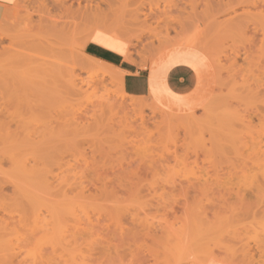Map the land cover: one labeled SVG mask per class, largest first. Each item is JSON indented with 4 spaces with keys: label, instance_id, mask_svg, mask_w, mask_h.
Instances as JSON below:
<instances>
[{
    "label": "rangeland",
    "instance_id": "rangeland-1",
    "mask_svg": "<svg viewBox=\"0 0 264 264\" xmlns=\"http://www.w3.org/2000/svg\"><path fill=\"white\" fill-rule=\"evenodd\" d=\"M17 5L0 28V264H206L213 251L233 255L230 264H264V0ZM90 42L140 66L186 57L197 63L206 93L216 77L213 94L193 115L167 113L127 95L118 68L86 54ZM38 46L53 51L40 54ZM86 59L100 63L94 84L82 69ZM43 61L56 65L58 80L44 78ZM102 103L112 106L102 112ZM120 104L127 117L143 111L145 119H121ZM54 128L58 160L44 166L31 142ZM121 167L125 178L138 175L124 189L116 180ZM38 169H54L50 183L32 178Z\"/></svg>",
    "mask_w": 264,
    "mask_h": 264
},
{
    "label": "crops",
    "instance_id": "crops-1",
    "mask_svg": "<svg viewBox=\"0 0 264 264\" xmlns=\"http://www.w3.org/2000/svg\"><path fill=\"white\" fill-rule=\"evenodd\" d=\"M17 1L0 0V23L8 8H12ZM129 50L128 47V53ZM85 52L118 68V72L122 75V87L127 95L135 98H148L167 113L184 115L196 113L213 94L216 77L213 78L209 93H206L202 73L198 66L189 59L178 58L181 60L179 61L173 58L165 61L157 57L146 66H140L133 61L125 60L120 53L96 42L88 43Z\"/></svg>",
    "mask_w": 264,
    "mask_h": 264
},
{
    "label": "bare ground",
    "instance_id": "bare-ground-1",
    "mask_svg": "<svg viewBox=\"0 0 264 264\" xmlns=\"http://www.w3.org/2000/svg\"><path fill=\"white\" fill-rule=\"evenodd\" d=\"M20 0H18L17 2H16V4L11 8H8V10L6 11V13H5V17L3 18V20H2V22L0 23V28H1V26L3 25V23L8 19V18H13V17H15L16 16V11L18 10V9H16L15 10V6L17 5V3L19 2ZM93 1V0H92ZM80 2V1H79ZM101 2V1H100ZM144 3V2H143ZM142 3V4H143ZM78 4V3H77ZM82 4V3H81ZM92 4V3H91ZM141 4V5H142ZM73 5V4H72ZM95 5V4H94ZM149 5V4H148ZM152 5V4H151ZM262 5V4H261ZM100 6V5H99ZM17 7H19L18 5H17ZM86 7L88 8V6L86 5ZM140 7V6H139ZM151 8H153V6H150ZM262 7H264V6H262ZM20 8V7H19ZM70 8H71V6H70ZM150 8V9H151ZM73 9V8H72ZM72 9L70 10V13H71V11H72ZM98 9V8H97ZM83 10V9H82ZM86 10H88V9H86ZM93 10V9H92ZM153 10V9H152ZM19 11V10H18ZM98 11V10H97ZM74 12V11H73ZM92 12V11H91ZM245 12V11H244ZM79 13V12H78ZM99 13H101V12H99ZM1 14V13H0ZM141 14V13H140ZM146 15H147V13H145ZM145 14H143V15H145ZM151 14V13H150ZM246 14V13H245ZM247 14H249V12L247 13ZM98 15H100V14H98ZM157 15V14H156ZM249 15H251V13L249 14ZM249 15H247L246 17L248 18V16ZM69 16V15H68ZM73 16V15H72ZM150 16V15H149ZM242 15H238V19H239V17H241ZM103 17V16H102ZM145 17V16H144ZM153 17H155V16H153ZM237 17V16H236ZM250 17V16H249ZM68 18H70V17H68ZM72 18V17H71ZM81 18V17H80ZM83 18V17H82ZM95 18V17H94ZM149 18H151V17H149ZM161 18V17H160ZM171 18V17H170ZM96 19H98V17H96ZM138 19V18H137ZM233 19L235 20V18H232V21H233ZM245 19V18H244ZM153 20V19H152ZM167 20V19H166ZM237 20V19H236ZM241 22V21H240ZM53 23V22H52ZM53 24H55V23H53ZM245 24V23H244ZM242 25V24H241ZM264 28V27H263ZM27 29V28H26ZM148 29V28H147ZM169 29H171V28H169ZM168 30V29H167ZM255 30V29H254ZM170 31V30H169ZM264 31V30H263ZM168 32V31H167ZM92 40V39H91ZM170 49V48H169ZM179 50V49H178ZM37 51L40 53V54H48V53H51L52 51H53V48H51L50 46L49 47H47V48H45L44 46H38V49H37ZM188 51V50H187ZM46 54V55H47ZM179 54V53H178ZM180 54H182V53H180ZM30 56H34V55H30ZM159 57V56H158ZM182 56H179L178 58H181ZM87 58H88V56H87ZM168 58V57H167ZM174 58V57H173ZM177 58V59H178ZM185 59H186V57H184ZM92 59V58H91ZM166 59V58H165ZM176 59V60H177ZM188 59V58H187ZM186 59V60H187ZM198 59V58H197ZM31 60H33V58H30V61ZM37 60V59H36ZM169 60V59H168ZM179 60V59H178ZM94 60H90V59H86V60H84V61H82V63H81V65L82 66H84V68H82V69H84V70H86V72L89 74V81H88V85L89 84H94V83H96V78L98 77V76H96L94 73H92L93 72V70L98 66V64H100V63H97V62H93ZM97 61V60H96ZM179 61H181V60H179ZM185 61V60H184ZM44 63H41L40 64V67H41V69L43 68V73H44V78L46 79V77H48V78H52L53 76H55L56 77V79L58 80V76H56L57 74H55V71H53V69H51V68H54V67H56V65H54L53 63H50V62H48V61H43ZM173 64V63H172ZM197 64V63H196ZM107 65V64H106ZM86 66V67H85ZM102 67V66H101ZM86 68V69H85ZM99 68V67H98ZM107 68V67H106ZM158 70V69H157ZM99 71V70H98ZM105 71V70H104ZM176 71V70H175ZM52 72L55 74H52ZM162 72V71H161ZM96 73H98V72H96ZM160 75V74H159ZM120 76V75H119ZM55 77H53V79H55ZM176 77V76H175ZM117 78V77H116ZM55 79V80H56ZM121 79H122V77H121ZM124 79V78H123ZM153 80V79H152ZM48 81V80H47ZM53 81V80H52ZM51 81V82H52ZM102 81V80H101ZM203 81V80H202ZM74 82V81H73ZM118 82H121L119 79H118ZM57 83V82H56ZM202 83V82H201ZM75 84V83H74ZM122 84V83H121ZM157 84V83H156ZM184 84V83H183ZM121 87H122V85H121ZM182 88V87H181ZM138 89V88H137ZM79 91V90H78ZM137 91V90H136ZM163 91V90H162ZM55 93H59L60 91H57V88H55V91H54ZM76 96L77 95H79V94H76V93H74ZM139 94V93H138ZM74 95V96H75ZM264 97V96H263ZM263 99V102H264V98H262ZM185 101V100H184ZM194 102V101H193ZM185 104H186V102H184ZM191 103H192V101H191ZM93 104V103H92ZM106 104H107V107H108V105H110V106H112V104L110 103V104H108V103H105V105H103V103L101 104L102 105V107H101V105H100V107L99 106H97V105H94V106H97L98 108H99V110L100 111H102V110H104V109H106L107 107H106ZM190 105V104H189ZM193 105H195V104H193ZM94 106H91V107H94ZM103 106H104V108H103ZM188 106V105H187ZM106 107V108H105ZM119 107L125 112V114L124 115H122L121 116V119H128V118H130V119H134V118H136V117H139L140 119H145L144 118V115H143V111H140L139 113H136V115H135V117H127V113H128V108L127 107H125L124 106V104H120L119 105ZM118 107V108H119ZM185 107H186V105H185ZM189 107V106H188ZM96 108V107H95ZM94 108V110H93V112H95V109ZM102 110H101V109ZM108 108H111V107H108ZM93 109V108H92ZM112 109H114V108H112ZM86 110H88V109H86ZM111 110V109H110ZM119 110V109H118ZM191 110V109H190ZM84 111V110H83ZM112 111H117V110H112ZM121 111V110H120ZM127 111V112H126ZM86 111H84V113H85ZM103 112V111H102ZM101 112V113H102ZM54 113H55V115H58V114H60V112H58L57 110H55L54 111ZM83 113V112H82ZM90 113V112H89ZM105 113H106V111H105ZM108 113V112H107ZM113 113V112H112ZM111 113V114H112ZM94 115L96 114V112L95 113H93ZM92 114V115H93ZM193 114H195V113H189V115H193ZM90 115V114H89ZM89 115H88V118H89ZM119 115V114H118ZM117 115V116H118ZM79 115H77V116H75L73 119H85V117H83L84 115H80L79 117H78ZM96 116V115H95ZM102 116H105L104 115V113H103V115ZM109 117L111 116V115H108ZM125 116V117H124ZM112 118H114V116H112L111 118H109V119H112ZM116 118V117H115ZM114 118V119H115ZM108 119V118H107ZM194 123H196V121H189V122H187V124L188 125H191V124H194ZM75 126H76V129H78L79 127H80V125H78V124H74ZM142 126H143V128L141 129V131H145L146 129H147V127L145 126V121L143 120L142 121ZM63 128H65V127H63ZM74 129H75V127H74ZM73 129V130H74ZM75 129V130H76ZM77 132V131H76ZM135 132V131H134ZM71 132H69V134H70ZM72 133H73V135H74V131H72ZM76 134V133H75ZM68 135V134H67ZM49 136V134H44L43 136H42V139L37 143V142H31L33 145H36V144H39V147H38V149L36 150L37 151V153L39 154V162L41 163V161L43 162V165L45 166L46 165V162H47V160L46 159H48V160H50V159H57L58 160V152H59V148L58 147H60V145L58 146V142H60V140H59V138H60V129L59 128H54L53 130H52V132L50 133V137H48ZM73 137H76V135H74V136H72V139H73ZM48 138V139H47ZM71 138V137H70ZM35 140V139H34ZM74 140H75V138H74ZM90 143V142H89ZM90 147H92V146H90ZM197 154V153H196ZM195 155V154H194ZM63 157V156H62ZM198 157H199V155H198ZM64 159V158H63ZM46 160V161H45ZM52 160H51V163H53L52 162ZM57 160H54V161H56V163H59ZM38 161H37V159L35 160V164H37L38 163ZM133 162V161H132ZM131 162V163H132ZM45 163V164H44ZM48 163H50V162H48ZM131 165V164H130ZM130 165H129V167H130ZM139 165V164H138ZM103 166V165H102ZM121 166V165H120ZM149 166V165H148ZM46 167H48V166H46ZM89 167V166H88ZM88 167H86L87 168V170L89 169ZM129 167H127L128 169H129ZM140 167V166H139ZM49 168V167H48ZM48 168H46L47 170H50V169H48ZM58 168H60V167H58ZM57 168V169H58ZM81 169H82V167H80ZM46 169L44 170V169H38L37 171L35 170V173L33 174V176H32V178L33 179H36V180H43V182L46 180V181H49V183L51 182L50 180H49V178H48V175H50V174H53V172L52 171H54V169L52 170V171H46ZM124 169L125 168H123L122 169V167H121V169L119 170V173L122 171V172H124V173H120L121 175H117V176H124L123 178L122 177H118V179L116 178V180H117V183H118V185H119V187H121V188H125L126 187V185H124V182H125V180H126V183H127V181L129 180H131V179H133V177H136V176H138L137 175V170L135 171V172H127L128 173V175H129V178L130 179H128V176H127V178H125L126 177V175H125V171H126V169H125V171H124ZM131 169V168H130ZM136 169H138V168H136ZM135 170V169H134ZM144 170V169H143ZM116 171H118V170H116ZM115 171V172H116ZM140 171V170H139ZM32 172H34L33 170H32ZM52 172V173H51ZM81 173H82V171H80ZM84 170H83V174H81L82 176H81V180L82 179H84V178H86L88 175H87V173L85 172V174H86V176H85V174H84ZM97 171L95 170V173H96ZM112 172H114V171H112ZM114 172V173H115ZM50 173V174H49ZM99 172H97V174H98ZM106 174V173H105ZM113 174V173H112ZM56 175V176H55ZM76 175H77V173H76ZM75 175V176H76ZM109 176V175H108ZM80 177V176H79ZM78 177V178H79ZM107 177V176H106ZM77 178V179H78ZM108 178V177H107ZM107 178H105L104 180H102V179H99L98 181H100V180H102V182L105 184V185H107V182H106V180H107ZM125 178V179H124ZM137 178H139L140 179V177H137ZM217 178H219V177H217ZM48 179V180H47ZM52 181H57L58 180V174H55L54 173V177H53V175H52ZM76 179V180H77ZM128 179V180H127ZM136 181V180H135ZM137 181H139V180H137ZM130 182H133V181H130ZM97 183V182H96ZM116 183V182H115ZM135 183V182H134ZM54 184V183H53ZM79 184V183H78ZM110 184V183H109ZM80 185H84V183L83 182H81L80 181ZM104 185V186H105ZM81 186V187H82ZM111 186H113V184L112 185H110V187ZM197 186V185H196ZM210 186V185H209ZM50 187H51V184H50ZM49 187V188H50ZM53 187V186H52ZM56 187V186H55ZM103 187V186H102ZM129 187H133V185L132 186H129ZM198 187H199V185H198ZM84 188V187H83ZM82 188V189H83ZM104 188H106V186L104 187ZM136 188V187H135ZM194 188H196L195 186H194ZM51 189V188H50ZM106 189H108V187L106 188ZM55 190H56V188H55ZM59 190V189H58ZM57 190V191H58ZM84 190V189H83ZM139 190V189H138ZM124 191V190H123ZM126 192H127V190H125ZM83 191H81V193H82ZM136 192H138V191H136ZM199 192H201V194L202 195H206L207 194V189H201V191H199ZM212 192V191H211ZM244 192V191H243ZM114 193V192H113ZM131 193V192H130ZM129 192L127 193V194H130ZM134 193H135V191H134ZM238 193V192H237ZM116 194V193H115ZM119 194V193H118ZM117 194V195H118ZM121 194V193H120ZM192 194V193H191ZM198 194V193H197ZM197 194H196V198H194V200H197ZM200 194V195H201ZM210 194H213V193H210ZM246 194V193H245ZM193 195V194H192ZM191 196V195H190ZM225 196V195H224ZM223 196V197H224ZM189 197V196H188ZM188 197H187V199H188ZM194 197V196H193ZM192 197V198H193ZM199 197H202V196H199ZM206 198V197H205ZM210 198V197H209ZM226 199V198H225ZM224 199V200H225ZM200 201H201V199H199ZM206 200H208L207 198H206ZM227 200V199H226ZM244 200V199H243ZM216 201V200H215ZM228 201V200H227ZM227 201H226V203H227ZM232 201V200H231ZM230 201V202H231ZM235 201V200H234ZM237 201V200H236ZM245 201V200H244ZM207 202V201H206ZM205 202V203H206ZM224 202V201H223ZM246 202V201H245ZM201 204L202 203H204V202H200ZM204 203V204H205ZM209 203H210V201H209ZM217 203V202H216ZM218 203H220V202H218ZM225 203V202H224ZM232 203H233V201H232ZM239 203V202H238ZM207 204V203H206ZM228 204H229V202H228ZM227 204V205H228ZM211 205H212V203H211ZM209 206V205H208ZM204 206H202V208H203ZM206 207V206H205ZM211 207V206H210ZM209 207V208H210ZM233 207V206H232ZM203 209H205V208H203ZM203 209L201 210V211H203ZM212 209V208H211ZM210 209V210H211ZM223 209V208H222ZM238 209V208H237ZM237 209H235L234 208V210H237ZM184 210H185V208H184ZM209 210V211H210ZM229 210V209H228ZM204 211H206V210H204ZM208 210H207V212H209ZM213 211V210H212ZM215 211V210H214ZM227 211V210H226ZM230 211H228V213H229ZM232 212V211H231ZM231 212H230V214H231ZM239 212V211H238ZM215 214V213H214ZM224 214V213H223ZM220 215H222V214H220ZM204 216V215H203ZM213 216V218L214 219H217V218H215V217H217V215L215 216V215H212ZM215 216V217H214ZM219 216V215H218ZM35 217V216H34ZM174 217V216H173ZM211 217V216H210ZM207 217H205L203 220H205ZM175 220V219H174ZM177 220V219H176ZM207 220H209V219H207ZM211 222H212V220H210ZM207 222V221H206ZM205 222V223H206ZM208 225L210 226V222L208 221ZM144 226V225H143ZM206 226V225H205ZM208 227V226H207ZM144 229H145V227H144ZM143 229V230H144ZM150 229V228H149ZM208 229H209V227H208ZM145 231V230H144ZM147 233V236H153V233H152V235H150V234H148V231L146 232ZM160 234V233H159ZM175 234V233H174ZM165 235H166V233H165ZM165 235H163V237L165 236ZM168 235V234H167ZM183 235V234H182ZM186 235H187V233H186ZM185 235V236H186ZM146 236V235H145ZM157 236V235H156ZM172 236V235H171ZM166 237V236H165ZM168 237H170V236H168ZM184 237V236H183ZM151 238V237H150ZM161 238H162V236H161ZM160 238V239H161ZM195 238H196V236H195ZM264 238V237H263ZM146 239H147V237H146ZM151 239H153V238H151ZM155 239V238H154ZM164 239V238H163ZM177 239V238H176ZM175 239V240H176ZM183 239V238H182ZM190 239V238H189ZM144 240V239H143ZM156 240V239H155ZM174 240V239H173ZM154 241V240H153ZM157 241V240H156ZM156 241H154V242H156ZM169 241V240H168ZM170 241H172L171 239H170ZM169 241V242H170ZM177 242H178V240H176ZM198 241V240H197ZM202 241V240H201ZM146 242V241H145ZM165 242V241H164ZM191 242V244L193 243V241L191 240L190 241ZM189 242V243H190ZM257 242H259V241H257ZM262 243H263V241H261ZM258 243V245H260V246H262V248L260 247V252H262V251H264L263 250V247H264V245L262 244V243ZM142 243H144V242H142ZM196 243V242H195ZM174 244V243H173ZM158 245V244H157ZM172 245V244H171ZM187 245V244H186ZM197 245V244H196ZM195 245V246H196ZM172 246H174V245H172ZM192 246H194V244H192ZM236 246V245H235ZM242 246V245H241ZM163 247H164V245H163ZM166 247V246H165ZM169 247V246H168ZM232 247V246H231ZM230 247V248H231ZM237 247V246H236ZM176 248V247H175ZM192 248V247H191ZM193 248H195V247H193ZM192 248V249H193ZM256 248V247H255ZM252 248H250V250H251ZM262 249V250H261ZM174 250V249H173ZM194 250V249H193ZM192 250V251H193ZM226 250V249H225ZM249 250V249H248ZM247 250V252H249ZM255 250H257V248L255 249ZM259 250L257 251V253L259 252ZM149 251V250H148ZM191 251V250H190ZM233 251H234V249H233ZM241 251V250H240ZM244 251V250H243ZM243 251L241 252V253H243ZM145 252H146V250H145ZM153 252V251H152ZM176 252V251H175ZM227 252V251H226ZM260 252H259V254H260ZM147 253V252H146ZM235 253V252H234ZM148 254V253H147ZM236 254H240L239 252H237ZM247 254H249V253H245V257L247 256ZM253 254H256V252L255 253H253ZM220 255V254H219ZM219 255L217 256V255H215V253H214V251L213 252H210L205 258H204V260H203V262L204 263H206V264H209V263H218V264H230V263H235V260L233 259V258H231V257H233V255L231 256V257H229L230 255H226L225 257L223 256V257H219ZM261 255V256H260ZM258 257H259V259L263 256L264 257V254L262 253V254H260ZM236 255H234V257H235ZM183 257V256H182ZM249 257V256H248ZM255 257V256H254ZM242 258V257H241ZM256 258H257V256H256ZM248 259V258H247ZM258 259V258H257ZM145 260V259H144ZM192 260V259H191ZM242 260V259H241ZM245 260V259H244ZM244 260H243V262H244ZM261 260V259H260ZM173 261V260H172ZM248 261H250V260H248ZM247 260H246V262L247 263H250V262H248ZM262 261V260H261ZM263 262V261H262ZM162 263V262H161ZM252 263V262H251ZM250 263V264H251ZM174 264V263H173ZM243 264V263H242ZM246 264V263H245ZM253 264V263H252Z\"/></svg>",
    "mask_w": 264,
    "mask_h": 264
}]
</instances>
